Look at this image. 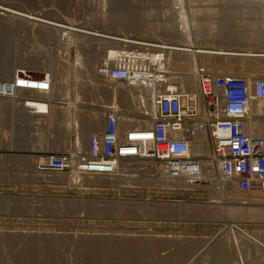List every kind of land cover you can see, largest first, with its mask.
<instances>
[{
    "label": "rangeland",
    "instance_id": "obj_1",
    "mask_svg": "<svg viewBox=\"0 0 264 264\" xmlns=\"http://www.w3.org/2000/svg\"><path fill=\"white\" fill-rule=\"evenodd\" d=\"M0 4L79 30H47L0 14V81L24 82L40 95L46 94L44 85L52 88L46 97L51 107L30 101L28 111L18 114L0 101V264H242L241 260L264 264V192H242L230 185L224 189L226 196L214 195L208 175L192 183L165 184L140 170L143 163L138 161L124 162L115 175L41 172L36 167L45 153H60L70 144L83 147L89 131L84 132L82 145L79 133L89 117H81V125L77 113L100 117L92 112L98 111L94 106L113 99L107 80L96 70L105 61V52L127 50L80 32L89 28L174 41L167 28L172 31L176 24L184 41L264 50V0H0ZM222 59H199L196 69L209 64L214 75L264 77L262 59ZM183 69H170L173 72L163 82L173 76L172 86L181 88ZM46 110L51 113L36 116ZM221 186L222 182L215 185ZM234 200L247 203L232 204ZM155 204H214L221 209L217 216H185L156 211L160 208ZM233 206L241 207V213H231ZM232 232L241 236V255ZM218 246L222 253L210 255Z\"/></svg>",
    "mask_w": 264,
    "mask_h": 264
},
{
    "label": "built area",
    "instance_id": "obj_2",
    "mask_svg": "<svg viewBox=\"0 0 264 264\" xmlns=\"http://www.w3.org/2000/svg\"><path fill=\"white\" fill-rule=\"evenodd\" d=\"M123 52H119L122 58L104 61L96 70L107 80L112 94L137 81L133 74L137 67L124 56L128 52ZM149 67L147 82L160 85L161 90L166 84V72L154 71V64ZM197 73V95L188 96L180 87H165L154 96L150 112L138 99L133 101L132 110L123 109L120 98L94 106L98 111L92 112L101 116L83 147L74 149L70 144L60 153H45L37 160V169L115 175L124 162L138 161L143 163L140 170L151 173L155 181L175 184L205 179L204 165L214 163L225 187L264 192V137L255 135L252 129L264 122V110L251 112L253 102L264 104V77L214 75L202 66ZM23 83L0 81V101L6 103L7 109L25 113L30 101L51 107L47 98L52 88L44 85L46 94L40 95L36 88L24 87ZM144 85L142 81L139 87ZM29 90L34 94L23 92ZM50 113L46 110L36 116ZM205 149L208 152H203Z\"/></svg>",
    "mask_w": 264,
    "mask_h": 264
},
{
    "label": "bare ground",
    "instance_id": "obj_3",
    "mask_svg": "<svg viewBox=\"0 0 264 264\" xmlns=\"http://www.w3.org/2000/svg\"><path fill=\"white\" fill-rule=\"evenodd\" d=\"M132 13L134 14V12H132ZM0 14H2V16H6V17L12 18V19H18L20 21H24V22L30 23L32 25L33 24L39 25L40 27L46 28L47 30H52V31L53 30L54 31L55 30H59V31L62 30V32H63V30H64V32H66V31L73 32L74 30L77 31V32L79 31V30H77V28L74 29L71 26L61 25V24L57 23L56 21L54 22V21H49L47 19H44L40 15H36L35 16V13H32V12L29 13V12H26V11L22 12L21 10L20 11H16V9L8 8V7H6L5 5H2V4H0ZM133 14H130V16L132 15L134 17ZM132 16L130 17L131 20L133 19ZM135 19H137V18L135 17ZM117 21H120V20H117ZM63 22H66V20L63 21ZM105 22H107V21H105ZM132 22L133 21H131V23ZM175 22L176 21H174L173 24ZM60 23H62V22H60ZM67 23L70 24L69 22H67ZM136 23L137 22L135 21V24ZM133 24H134V22H133ZM73 25L75 26V24H73ZM175 25L176 24H174V26H173L174 27L173 28L174 31L172 29V31L174 33H172V31L170 30L171 27L167 28V29H169L168 33H171V34H168V36L169 35H171V37L174 36L175 39H174V37L172 38V39H174V41H171V40L169 41L168 39H167L168 41H166V40L162 41V40H158V39H155V38L154 39H148V38H143V37H137V36H133L132 34H128V32L127 33L126 32H123V33L121 32V33L115 34V33H110V32H107V31L94 30V29H89V28L88 29L86 28L87 30H83L82 32H80L83 35L88 36L89 38L93 39L94 41H98L99 43L101 41H103V42H105V41H109L110 42L111 41V43H113V44L124 45L121 48L124 47L127 50L126 52H128V54H126L124 56H127V59L129 60V62L134 63V65H136V67H137V70H134V73H133L134 76H135V79L137 81L134 82V84L131 85V86H125L124 90L121 91V92L118 91V93L116 92L114 94L110 93L112 96L110 94L108 96L112 97L113 98L112 100H114V99L117 100L116 97L118 99L120 98L122 100L121 101V106H126L125 107L126 109H127V106L133 104V101H137L136 99H138L139 103H140L141 100H143V102L145 104V109L147 111H149V112L152 111L153 110L152 103H153L154 96L157 93L165 90V87H168V86L172 87V85H173L172 84L173 81L170 82V80H169V79L173 78V76H171V75H170L171 77L168 78V82L166 81V84L162 85L163 87H161V90L158 89V87H160V85H158L156 83H151V82L148 83L147 80H146V76L149 74L150 71H148V69L150 68L149 66H151L152 64H154V71L160 72L161 70H163L164 72H166L167 75L165 74V77L168 76L171 72H173V71H171L172 69H174V68L183 69V67H184V69L182 70V73L181 72L179 73L181 75V77H180V86H181V89H183L184 92L187 93L188 96H191V95H197V93H199V90H198V88H199V74L197 73V69H196V66H199L198 65V60L199 59L201 60V59H205V58H216V59H218V58H220V59L221 58H223V59L227 58V60H229V58H234V59H231V60H235V62H236V58L237 59H242V58L243 59L244 58L245 59H247V58L248 59L249 58L255 59L256 58L257 60L258 59L264 60V50L263 49L262 50L261 49L260 50L256 49V50L253 51V50H250V49L249 50H245V49L244 50H238L237 48L233 49V48H222V47H211V46L208 47L207 45L206 46H202L201 45L202 43L200 45L197 44L198 41H184V40H182V33H180L179 29H177L178 26L176 25L177 27H175ZM164 29H165V27H164ZM80 31H81V29H80ZM71 32H70V34H71ZM177 34H179L181 36V39L177 36ZM78 35H79V33H78ZM162 36H164V34ZM168 36H166V37H168ZM171 37H169V38L171 39ZM195 42H197V43H195ZM136 49H139L140 53H137V51H135ZM129 50H131V52H129ZM126 52H123V53H126ZM105 53H106V55H105V57L103 56L104 57L103 60H105L106 62L110 61V59L117 60V59L123 57V55L118 53L117 50L116 51H109V52H105ZM87 57H88V55H87ZM98 59L102 60V58H98ZM98 59H96V62H97ZM99 60H98V62H99ZM206 60H208V59H206ZM206 60H204V61H206ZM89 65L90 64H88V67L91 66V65L90 66ZM261 65H264V64H261ZM204 66H205V68L207 70L210 69V67H212L209 64L208 65H204ZM235 67H237V66H235ZM217 69H218V65H217L216 70ZM210 70H212V69H210ZM210 70H208V71H210ZM216 70H214V71H216ZM226 70H227L226 72L229 73V68L226 69ZM169 71H171V72L169 73ZM212 71H210V72H212ZM224 71H225V69H224ZM178 72L179 71H177L176 74H178ZM233 73H235V71ZM156 74H158V73L156 72ZM172 75H173V73H172ZM231 76H233V75H231ZM176 78H179V77H176ZM164 80H165V78H164ZM177 80L179 81V79H177ZM142 81L146 82V85H144L145 86L144 88L141 87V86H140L141 88L139 87V84L142 83ZM134 88H136V89H134ZM91 91L93 92V90H89L88 92L91 93ZM144 91H145V94L143 93ZM80 93H82V92H80ZM127 99L131 100L130 103H127ZM100 103H101V101H100ZM251 110H252V112L254 111L255 113L263 112L264 104L261 103V102H253L251 104ZM81 117H89L88 119L89 120L91 119L89 121L91 127H90L89 123H87L86 124L87 126L85 128V125H84ZM77 119H78V122L81 121V125H84L83 126L84 129L79 133V135H80L79 136V140H80V144L82 145V143L84 141V140H82L84 138L83 137L84 134L87 133L86 131H89V133H90L91 128L94 129L93 127H96V123H97V120L99 119V116L96 115L95 113H91V114H88L87 116H85V114L82 112L81 115L77 113ZM83 120H84V118H83ZM252 129H253V133L255 135L264 137V122L257 123ZM85 142H86V140H85ZM203 152H208V149H205ZM203 174L205 176L208 175L210 177V180L213 182L212 186L210 188L211 193L214 194V193L219 192V193H222L221 195H223V196L225 195V193H227V190H224V189L227 188V187L225 188V185L223 187L221 186L222 190L215 187V185L216 186L219 185V183L222 182V181H220L219 178H218L216 165L214 163H207L206 165H204ZM95 175H99V174H95L94 173L93 176H95ZM89 180H91V178ZM213 184H215V185H213ZM214 195L211 196V197L215 198ZM218 197H221V196H217V199H218ZM217 201H220V200H217ZM217 201L212 200V202H217ZM228 202H231V201H228ZM233 203H236V204L237 203L238 204H243L244 203L245 204L247 202H242L240 200L239 201H235L234 200L232 202V204ZM220 206H215L214 204L213 205H207V206L206 205L205 206L204 205L203 206H195V205L194 206H188V205H184V204H172V205L171 204H162V206H161V205L155 204L154 207L160 208V209H156V211H159V210H161V212H170L171 211L172 212L171 214H174L173 212H175L176 214L179 213V215L180 214L181 215L182 214L185 215V214L188 213V214L211 216V215H215L217 212H219V208L221 209ZM223 208H228V206L227 207L224 206ZM223 208H222V210H225ZM140 209H142V208H140ZM232 209H233V212H231V213H237V214L241 213L240 212L241 207L239 208V207L233 206ZM143 210L146 211L144 208H143ZM149 210L151 212L153 211L152 209H149ZM150 211H148V212H150ZM225 211H224V214H225ZM241 211H243V210H241ZM226 212L230 213V211H226ZM263 212L264 211H262V213ZM222 213H223V211H222ZM217 214H216V216H217ZM219 215H220V213H219ZM233 216H235V215H233ZM258 216L261 217L260 215H258ZM233 232H232V234H233ZM232 234H231V238H232V242L234 244V247H235L237 253L241 255V251H240V249H241L240 246L241 245H239V243H240L239 242V240H240L239 238L241 236L240 235L237 236L236 234L232 235ZM36 244H38V243H36ZM240 244H242V243H240ZM143 245L144 244H141V246H143ZM221 249H222V247L218 246L216 248L215 252L213 251L212 254L211 253H209V254L210 255H216V254L218 255L219 252H221L220 251ZM222 262H226V261L223 260ZM241 263L244 264V262L242 260H241Z\"/></svg>",
    "mask_w": 264,
    "mask_h": 264
}]
</instances>
